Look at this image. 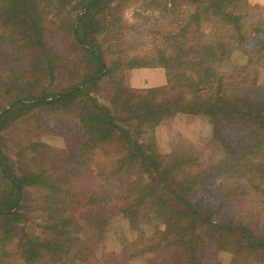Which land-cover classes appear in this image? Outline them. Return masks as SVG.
I'll return each mask as SVG.
<instances>
[{"label":"trees","instance_id":"1","mask_svg":"<svg viewBox=\"0 0 264 264\" xmlns=\"http://www.w3.org/2000/svg\"><path fill=\"white\" fill-rule=\"evenodd\" d=\"M248 8L0 0V173L14 190V202L0 205V259L95 258L84 231L102 238L124 199L119 211L134 224L160 220L142 250L157 254L154 264L264 261V20ZM235 51L243 63L232 61ZM155 67L165 85H125L126 69ZM58 115L82 130L70 174L59 165L63 148L38 137L54 132ZM169 116L204 119L205 145L219 158L203 160L195 148L162 154L155 128ZM9 134L19 137L12 155ZM75 206L84 209L77 218Z\"/></svg>","mask_w":264,"mask_h":264},{"label":"rangeland","instance_id":"2","mask_svg":"<svg viewBox=\"0 0 264 264\" xmlns=\"http://www.w3.org/2000/svg\"><path fill=\"white\" fill-rule=\"evenodd\" d=\"M250 8L248 12H253L258 17L264 20V0H247ZM252 7V8H251ZM240 51H235L231 54L232 61L241 64L243 60L240 59ZM264 57V56H263ZM155 72H159L162 76L161 79L152 80L149 75H153ZM135 74L139 76L142 75L143 79L139 83V87H131L133 84L130 75ZM258 83L264 84V66L259 69L258 72ZM166 76L164 70L161 68H147L146 71H136L126 69L124 71V82L125 85L135 89L143 90L148 87L162 86L166 84ZM62 118L60 115L54 119V132L51 134H43L42 138L44 141L54 144L60 148H63L65 160H60L59 165L61 170L68 171L70 174V169L72 165L76 162V155L81 145L82 140V130L81 126L74 119V117L65 115ZM163 123L158 124L155 128V137L158 144L159 151L162 154H167L175 151H183L190 149H198L203 152V160L211 155L218 159L219 154L214 153L204 142V134L210 130L209 124L200 117L195 118H185L183 116H169L164 118ZM56 132V133H55ZM207 132V134H208ZM7 137V145L5 149L8 150L9 154H13L16 148L14 141H18L19 137H15L9 134ZM27 132L24 140H26ZM58 165L57 163H55ZM75 181L71 179V184L68 187H74ZM92 188L97 191H102L104 189L101 182H93ZM14 190L11 189L10 183L2 176L0 173V205L10 206L14 202ZM115 201V200H114ZM113 202V201H112ZM117 204L114 209H110L113 213V217L106 227V233L102 238L95 235V232L87 227L84 231V238L86 241V247L93 248V251L97 252L95 258H89L81 264H154L156 260V253L153 252H142L145 249L148 239L155 233L156 224L159 225L160 220H154L153 224H148L142 220L141 222L134 224L129 218L121 215L119 209L125 204L126 200L117 199ZM97 204L90 206V211L99 210ZM74 214L77 217L80 216V211L84 209L80 206H75L72 208ZM86 212V211H85ZM83 222L85 219H82ZM1 244V238H0ZM85 247V248H86ZM222 264H264V261L259 259L248 258L244 254H240L234 262H229V258L221 255L219 257ZM0 264H25L17 256L11 257H1ZM49 264H65V262H49Z\"/></svg>","mask_w":264,"mask_h":264},{"label":"crops","instance_id":"3","mask_svg":"<svg viewBox=\"0 0 264 264\" xmlns=\"http://www.w3.org/2000/svg\"><path fill=\"white\" fill-rule=\"evenodd\" d=\"M133 71L136 70H140V71H146L147 68H135V69H132ZM148 77H150L152 80H159L162 78V76L160 75L159 72H155L153 75H149ZM130 78H131V81L133 82L132 85H130L131 87H139V83L142 81L143 77L141 74H139V76L135 75V74H131L130 75Z\"/></svg>","mask_w":264,"mask_h":264}]
</instances>
